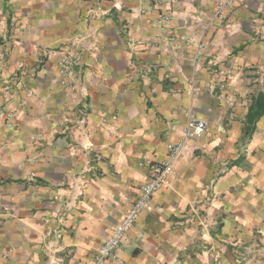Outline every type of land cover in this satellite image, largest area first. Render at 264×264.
I'll return each mask as SVG.
<instances>
[{"label": "crops", "instance_id": "crops-1", "mask_svg": "<svg viewBox=\"0 0 264 264\" xmlns=\"http://www.w3.org/2000/svg\"><path fill=\"white\" fill-rule=\"evenodd\" d=\"M261 91L264 0H0V264H94L191 117L106 264H264Z\"/></svg>", "mask_w": 264, "mask_h": 264}, {"label": "built area", "instance_id": "built-area-1", "mask_svg": "<svg viewBox=\"0 0 264 264\" xmlns=\"http://www.w3.org/2000/svg\"><path fill=\"white\" fill-rule=\"evenodd\" d=\"M225 6V2L220 1L216 6L214 16L220 19L224 18ZM169 19L170 18L165 16L163 21L167 22ZM76 56L79 57L78 55ZM69 61L71 60L69 59ZM69 61L68 59L64 58L61 62V76L63 78H66L70 73L69 70L71 64H68ZM218 73L223 76H227L229 75L230 71L229 69L219 70ZM207 125L208 124L205 119L196 117H191L189 119L183 130L181 140L169 147L168 156L164 162L153 165L152 177L145 185L142 186L139 199L135 202L133 207L127 211L122 220L115 226L110 236L99 247L95 256L94 264H106V262H114L117 259V251L121 247L127 231L133 226L137 217L139 216V213L143 208L146 207L149 200H151L152 195L162 187L163 183H165L170 174H172L174 163L184 150L186 142L188 140L201 137L207 129ZM85 173L79 178V185L85 186L87 184L89 178L85 175ZM75 185L77 186L78 184ZM48 251L50 254H48L49 260L46 264H57V260L53 258L51 254L52 251Z\"/></svg>", "mask_w": 264, "mask_h": 264}, {"label": "trees", "instance_id": "trees-1", "mask_svg": "<svg viewBox=\"0 0 264 264\" xmlns=\"http://www.w3.org/2000/svg\"><path fill=\"white\" fill-rule=\"evenodd\" d=\"M264 116V91L259 92L252 101L246 116L242 139L250 138L256 128L257 121Z\"/></svg>", "mask_w": 264, "mask_h": 264}]
</instances>
